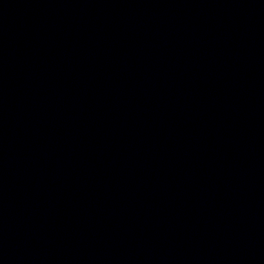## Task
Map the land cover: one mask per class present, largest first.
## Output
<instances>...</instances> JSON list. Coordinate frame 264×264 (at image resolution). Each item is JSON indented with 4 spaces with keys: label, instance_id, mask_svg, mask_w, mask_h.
<instances>
[{
    "label": "water",
    "instance_id": "95a60500",
    "mask_svg": "<svg viewBox=\"0 0 264 264\" xmlns=\"http://www.w3.org/2000/svg\"><path fill=\"white\" fill-rule=\"evenodd\" d=\"M0 264H264V0H0Z\"/></svg>",
    "mask_w": 264,
    "mask_h": 264
}]
</instances>
